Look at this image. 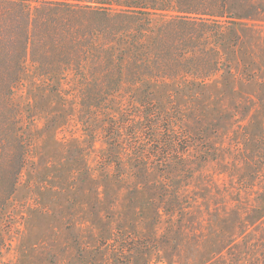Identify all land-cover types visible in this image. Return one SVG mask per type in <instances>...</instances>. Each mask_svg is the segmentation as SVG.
<instances>
[{
	"label": "rangeland",
	"instance_id": "374dc122",
	"mask_svg": "<svg viewBox=\"0 0 264 264\" xmlns=\"http://www.w3.org/2000/svg\"><path fill=\"white\" fill-rule=\"evenodd\" d=\"M229 5L232 76L166 105L188 147L162 171L82 131L72 92L23 77L37 136L0 264H264V0Z\"/></svg>",
	"mask_w": 264,
	"mask_h": 264
},
{
	"label": "trees",
	"instance_id": "16d2710c",
	"mask_svg": "<svg viewBox=\"0 0 264 264\" xmlns=\"http://www.w3.org/2000/svg\"><path fill=\"white\" fill-rule=\"evenodd\" d=\"M230 9L229 0H0V254L37 136L35 109L14 98L23 77L72 92L81 130L108 151L124 145L168 167L188 145L166 105L232 76L240 32Z\"/></svg>",
	"mask_w": 264,
	"mask_h": 264
}]
</instances>
